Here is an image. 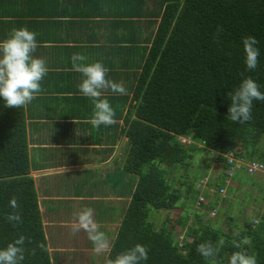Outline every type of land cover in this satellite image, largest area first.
<instances>
[{"label":"trees","instance_id":"trees-1","mask_svg":"<svg viewBox=\"0 0 264 264\" xmlns=\"http://www.w3.org/2000/svg\"><path fill=\"white\" fill-rule=\"evenodd\" d=\"M54 1L63 6L88 5L93 11L90 14L82 9L81 14L64 11L55 16L92 15L100 28L120 7L119 0H27V5L33 8L29 10L31 14L24 17L37 19L33 24L36 28L43 18H49L51 25L54 15H46L42 5L45 7ZM153 1L157 26L143 39L148 43L146 56L140 58V63L125 62L120 73L108 77L115 82L123 81L127 95L113 94L110 90L104 93L115 109L117 121L107 126V131L112 132L113 137L130 139L123 171L129 177L122 182L128 187L132 182L134 185L113 251L120 253L139 243L149 250L147 261L141 264H208L197 253V245L205 241L216 244L223 239L217 260L228 264L230 254L240 250L234 244L249 237L250 245H242V248L256 256L257 264H264V214L253 224L244 219L247 214L245 207H241L243 229H238L239 237L233 238L215 227L211 219L204 220V216L209 217L216 211L218 201L215 199H205L200 204L202 213L195 211L192 220H188L190 211L174 222L166 217L158 228L150 220L151 211L158 214L174 208L179 196L175 195L167 176L178 168L187 170L198 151L215 154L214 161L222 169L217 177H209L213 182L209 187L215 189L216 194L225 186L226 155L231 153L239 159L256 160L264 165V101L254 100L251 120L237 123L228 117L231 100L227 96L247 76L255 80L264 93V0ZM8 15L0 14V18ZM31 22H27L30 31ZM249 35L259 42L256 45L260 51L258 67L253 71L247 70L244 63L242 37ZM36 41L39 44L37 35ZM39 50L41 48L37 47L35 51ZM45 77L41 81V94L26 106L7 107L0 97V248L21 234L30 237L32 242L26 241L25 247L35 248L36 254L26 252L24 264H52L34 179L30 175V145L34 141L28 139L27 133L28 118L37 116L32 107L44 98L41 95L47 88L43 87ZM92 112L87 115L91 117ZM179 137L193 143L184 145ZM112 143L113 139L109 141ZM108 151L110 153L112 148ZM236 176L229 182L236 180ZM183 177L180 180L193 199V182L207 174L198 169L189 175V183L183 182ZM111 190L116 192V189ZM262 193L264 189L259 191ZM13 196L17 198L23 219L16 228L5 219V214L13 211L9 207ZM223 217L227 219L228 228L236 226L228 212ZM177 228L183 231L182 244L178 243L180 235L175 234ZM41 242L46 250L37 247ZM74 254L80 253H69V259L81 264L80 256Z\"/></svg>","mask_w":264,"mask_h":264},{"label":"crops","instance_id":"crops-1","mask_svg":"<svg viewBox=\"0 0 264 264\" xmlns=\"http://www.w3.org/2000/svg\"><path fill=\"white\" fill-rule=\"evenodd\" d=\"M26 1L0 0V14H9L5 18H0V40L2 35L5 39L12 28L27 27V22L32 21L30 27L37 34L38 48H41L33 55L45 59L49 68L43 82V87H47L41 95L44 98L35 103L34 108L32 107L37 116L28 118L27 124L28 139L34 141L30 145L31 172L48 174L54 172L49 177L44 176L43 180H40L42 177L34 179L31 176L34 179L44 233L49 241V254L52 264H55L52 255L62 256L73 251L80 255L82 253L80 262L85 263L89 253H94L93 245L87 241L78 243L80 238L77 233L72 234L70 228L75 221L74 211H78L81 207L93 209L105 204L104 209H98L96 213L105 217L106 220L101 226L107 230L109 244L111 238L114 242L110 244V253L101 254L104 258L101 262H104L107 256L114 253L115 257L117 254L113 250L118 228L134 185L127 197L125 189H122L123 182L117 184L118 186L108 183L109 175L118 173L117 166L112 167L111 161L118 158L125 137L119 135L113 137V133L107 131V126L101 125L97 129L89 123L90 117L87 113L93 111L94 106L91 99L88 100V97L83 96L77 87L82 76L73 70L71 56L74 53H81L88 58L87 63L102 62L109 69L107 74L109 78L111 74L120 73L127 61L140 63V58L146 56L148 49H146L148 43L143 39L145 36L148 37L149 32L157 26L155 2L119 0L120 7L115 9L109 20H106L105 26L100 28L92 15L68 18L55 16L64 11L81 14L82 9L90 14L93 11L88 5L63 6L61 2L59 4L58 1H54L45 7L42 5L46 15L49 13L54 15L50 19L52 24L49 25V18H43L39 21V28H36L33 24L38 22L37 19L24 17L30 15L29 10L33 8L32 5H27ZM9 23L11 26H8ZM55 83L58 85L55 86ZM112 139L113 143L109 144ZM73 148L77 150L71 151ZM80 148L83 152H79ZM109 148H112L110 153ZM33 149H36L39 159H31ZM215 164L217 165L216 162ZM122 170L124 171L123 167ZM199 180L193 188L194 195L195 191L197 192V198H193L197 200V204L201 196V192L196 189ZM108 186L116 189L113 196L101 192V189ZM255 197L258 199L256 202L261 203L264 193H257ZM248 203L249 201L246 204ZM246 204H244L245 214L254 212L251 222L257 224L264 214V207H260L259 210ZM64 230L70 233L66 239L67 246L62 248L64 240L58 245L57 240L60 241V232L64 233ZM182 234H178L179 244L184 240Z\"/></svg>","mask_w":264,"mask_h":264},{"label":"clouds","instance_id":"clouds-1","mask_svg":"<svg viewBox=\"0 0 264 264\" xmlns=\"http://www.w3.org/2000/svg\"><path fill=\"white\" fill-rule=\"evenodd\" d=\"M36 35L27 27H14L5 39L0 40V97L3 98L7 107L26 106L42 92L41 81L48 73L49 68L45 59L33 55L38 47ZM258 43L253 36L242 37L244 63L249 71L258 67L260 55V51L256 47ZM87 59L81 53H74L71 56L73 70L82 76L77 87L80 93L90 98L94 105L89 123L97 129L101 125H114L117 123L116 112L104 93L110 90L113 94L127 95V89L123 81L115 82L108 78L109 69L102 62L87 63ZM227 96L231 100L228 117L237 123L251 120L254 100L264 101V93L260 91V85L250 76L245 77L234 91L227 93ZM179 140L184 145L193 143L186 137H179ZM243 176L246 175L243 174ZM198 205L200 204L198 203ZM9 207L13 211L6 213L5 219L16 228L23 223V219L15 196L9 200ZM81 230L86 233L87 239L92 243L94 253L97 255L110 253L111 246L108 237L101 230V225L94 219V210L90 207H84L75 213L71 232L75 235ZM239 235L238 232L235 233V236L239 237ZM26 241L32 242L30 237L21 234L7 243L6 247L0 248V264H24L26 252L35 255L36 249L26 248ZM250 243L249 237H243L242 240L236 242L234 247L240 250L230 254L228 264H257L256 256L248 254L247 250L242 248V245H250ZM223 244V239L218 240L216 244L205 241L197 245L196 251L208 261V264H220L217 257ZM37 247L46 250L43 242L38 243ZM148 251L146 246L137 243L131 249L117 253L114 258L110 255L107 256L104 264H141V261H147Z\"/></svg>","mask_w":264,"mask_h":264},{"label":"rangeland","instance_id":"rangeland-1","mask_svg":"<svg viewBox=\"0 0 264 264\" xmlns=\"http://www.w3.org/2000/svg\"><path fill=\"white\" fill-rule=\"evenodd\" d=\"M129 141H130V139L123 138L122 150L119 153L118 158L111 161L112 167L115 168L117 166L118 173L117 174L111 173L109 175L108 183L110 185H117V184L121 183L124 179L126 180L129 177V175L124 174V172L122 170V167L125 169V165H126L125 159H126V155L128 153V150H129L128 149L129 148ZM214 155L215 154H213V155L209 154L208 155L206 152H199L198 151L196 154H194V158L191 161V165L187 170H184L183 168H178L174 172V174L167 176L168 181L170 183H172V185H173V189L175 190V195H178L179 198L177 199L174 208L170 211H161L158 214L153 213L154 211H151L150 220L154 223L156 228L162 226L166 217H169L174 222L175 220L178 219V216H183L186 211H190V213L188 214V220H192V215L195 213V211L202 213L203 207H201L200 205L197 204V200H194L195 198H197V192L195 191V195H194V189H193L192 194L194 195V199H192L191 193L186 192V187H185V185L182 184L180 178L185 176V177H183V182L189 183L191 181V178H189V175L192 176V174H194L196 172V170H198V169L201 172L204 171L207 174L209 181H210L209 177H212V176L217 177L220 174V172L222 171V169H219V167L215 164V162H214L215 156ZM31 159L32 160L39 159V155L36 152V149H33L31 151ZM123 163H124V165H123ZM206 168H208V170ZM52 174H54V172ZM52 174H50V173L48 174V173H44V172L43 173L31 172V176L34 179L37 177L38 178L42 177V179H40V180H43L45 177H47V176L49 177ZM243 174H245L244 170L238 171L236 173L237 176L235 177L236 180L235 179L231 180L228 184L225 185L226 191H225L224 197L218 196L215 193V189H213V188H212L214 190L213 193H211L209 191H206V193H204V195L208 201H211L212 199L213 200L215 199L218 201L217 207H216L217 212L215 211L213 217L211 215H209V217L204 216V220L211 219L212 221L215 222L214 223L215 227L221 228L224 231V233L229 234V237H231V238L236 237L235 233H237L238 229L239 230L243 229L241 226L242 221H243V216L240 213L241 212L240 210H241V207H245L244 204H246L249 201V203L246 205H252L254 208H258V209L260 207L261 208L264 207V199L261 200V203H257L256 200H258V199L255 197L261 189H264V175L256 176V177L255 176L247 177V176H243ZM201 178L202 177H199L193 182V188H194V185L197 182V180H199ZM255 178H257L258 180H256ZM238 179L242 180L243 182L239 183V181H237ZM216 180H217V178H215V181ZM211 184H213V182H210V185ZM259 184H260V186H259ZM117 186H116V188H117ZM123 186L125 189V195H127V197H128L129 196L128 194L131 192V189L133 187V182L129 185V187L126 186L125 183ZM111 189L112 188H110L108 186V188L101 189V192L106 193V194L110 193L111 196H113L115 191H112ZM113 189H115V188H113ZM127 197H125V199H128ZM258 197H261V196H258ZM226 199H230L231 201L228 203V201ZM221 202H223V203H221ZM126 203L127 202L125 201V205H126ZM226 205H228V207ZM104 206H105V204H103L101 207L98 206V208H93L94 219L100 225H102V223L106 219L102 214L96 213V210L104 209ZM82 208H84V207H81L79 209H82ZM227 208H228V210H227ZM74 212L76 213V211H74ZM226 212H228V214L230 215V218H232L233 222L236 224L235 227L228 228L226 226V220L227 219H223L224 218L223 216L226 215ZM205 214H203V215H205ZM254 215H255L254 212H251L250 214L247 213V216L244 219L251 222ZM101 230L104 231L105 234L107 235V230L104 226H101ZM182 232L183 231L180 228H177V230H175V234H177V233L181 234ZM68 233H70V232L69 231L67 232L65 230H64V233L60 232V238L61 239H60V241L57 240V245L62 240H64V245H62L61 247L65 248V246H67L68 241L66 239H67ZM77 236L80 238L78 240V243L86 242V241L88 243L90 242L87 239V235L83 230L78 232ZM113 242H114V239L111 238L110 244H112ZM89 244L92 245L91 242ZM74 255H76V254H74ZM76 256H81V255L77 254ZM111 257L114 258V253H112ZM52 258H53V262L55 264H73V260H72V258L69 259L68 254H62V256H60L59 254H54V255H52ZM103 259L104 258L102 257L101 254L97 255V254H94L93 252H90L88 255V260L85 263H81V264H103L104 262H101V261H103Z\"/></svg>","mask_w":264,"mask_h":264},{"label":"built area","instance_id":"built-area-1","mask_svg":"<svg viewBox=\"0 0 264 264\" xmlns=\"http://www.w3.org/2000/svg\"><path fill=\"white\" fill-rule=\"evenodd\" d=\"M185 142V141H183ZM226 166L225 168V185L229 183V179L234 176L238 171L244 170L246 176H261L264 175V165L262 163L248 160L245 161L244 159H239L232 155L231 153L226 155ZM210 181L208 178H202L198 181L196 185V189L201 192V196L199 197L198 203L201 204L205 200L206 191H209L211 193L214 192L212 188L209 187ZM217 191V190H216ZM225 186L223 188H220L217 191V195L220 197H224L225 195ZM215 211H212L211 215L214 216Z\"/></svg>","mask_w":264,"mask_h":264}]
</instances>
